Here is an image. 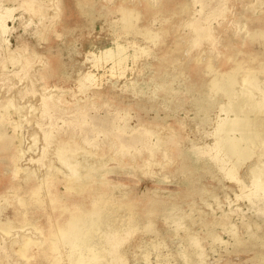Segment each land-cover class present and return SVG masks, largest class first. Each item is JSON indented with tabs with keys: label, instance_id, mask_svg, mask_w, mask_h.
Instances as JSON below:
<instances>
[{
	"label": "rangeland",
	"instance_id": "obj_1",
	"mask_svg": "<svg viewBox=\"0 0 264 264\" xmlns=\"http://www.w3.org/2000/svg\"><path fill=\"white\" fill-rule=\"evenodd\" d=\"M263 32L264 0H0V192L24 201L0 200L2 264L110 261L97 235L89 249L58 238L54 258L23 249L42 218L55 229L62 207L104 195L112 228L136 232L120 249L125 264H264V198L247 197L264 160L250 144L237 161L226 145L228 124L253 105L242 92L235 112L219 86L232 68L260 66ZM73 127L95 145L70 153L102 162L80 168L89 194L58 155Z\"/></svg>",
	"mask_w": 264,
	"mask_h": 264
},
{
	"label": "bare ground",
	"instance_id": "obj_2",
	"mask_svg": "<svg viewBox=\"0 0 264 264\" xmlns=\"http://www.w3.org/2000/svg\"><path fill=\"white\" fill-rule=\"evenodd\" d=\"M130 15L131 12H125V17H129ZM195 23L196 22H190V25L197 27ZM262 34H264V32ZM177 57V54L173 56L174 59ZM8 60H10L11 64H15V62H20L22 59L19 57V59L16 60L15 56H11ZM24 62L25 66H22L27 69L26 65L28 64V61L25 60ZM239 72L241 77L238 76ZM259 72L264 73V61L261 62L260 66L257 68L248 65L232 68L225 74L222 82L219 84L221 90L230 97V104L235 112H241L240 103L245 101L244 97H240L242 96V92H249V97H247L246 100L253 105L252 114L237 115V118L232 120L230 125L228 124V129L232 131V135L229 136L226 145L230 155L234 156L237 161H243L252 154L249 150L250 144L258 150L260 157L264 160V81L259 80ZM21 78L24 77L21 76ZM237 84H240V87H238L239 89H237ZM51 96L52 95L49 93H43L40 96L43 102L42 106H45L47 102H52ZM47 99H50V101H47ZM32 107L33 106H29V108ZM41 108L43 110V107ZM1 124L0 147L4 146L8 140L6 136L8 132L6 129L7 125L5 122H1ZM225 127L226 125H221L220 129L224 130L223 128ZM48 139L50 138H47V140ZM60 139L61 143L59 146L60 149L58 148V155L62 160L65 159V161L70 164V177H68L70 181L69 183L80 192L89 194L90 191H93V188L89 187L87 182L82 181L83 177L80 168H85L86 171L92 172L95 168L100 167L96 165H99L102 162H95L94 159H91V157L87 155H85L84 158H78L77 155L70 152L81 146L79 145L80 143L84 144L83 147L86 148H89V146L94 143H91L83 132L75 127L72 128V131L68 130L67 132H63L60 135ZM115 144L117 148L121 149L124 145L122 142H116ZM97 148L99 154L101 148L99 146H97ZM228 174L231 177H234L232 169ZM31 176L32 172L26 171L24 174L25 183L22 186L25 190H27V182L32 180ZM29 178H31V180H29ZM37 188L38 185L36 184L31 187V191L37 192ZM51 188L52 187L47 186L45 190L49 191ZM10 192L13 193L11 198L17 199V205H22L24 201L19 198L20 193L15 189L12 191H1L0 200L8 198L9 196H7V194ZM247 197L255 204H257L258 199L261 197L264 198V182L256 183L254 192L250 193ZM110 206L111 199L105 195L101 198L94 196L93 201H91L90 204L74 203L72 205H66L62 207V210H66L68 216H64L63 214L60 215L61 210L57 211L55 217L58 226L55 229L51 228L47 218H42L39 223L41 227L40 231H37L36 234L31 237L29 242L23 245V249L27 250L30 243H35L38 245L43 256L54 258L56 256V242L58 238L69 239L70 243L79 249H89L92 238L97 235L100 238V251H98V254L100 256L110 255V261H104L103 264H125L124 258L122 254H120V249L132 236L136 235V232L130 224L121 230L112 228L114 218L112 219L107 213V211L110 210ZM95 257L96 256H94L93 259ZM85 258V256L76 255L73 259V264H78L85 260ZM54 262H56V260H54ZM0 264H2L1 259Z\"/></svg>",
	"mask_w": 264,
	"mask_h": 264
}]
</instances>
